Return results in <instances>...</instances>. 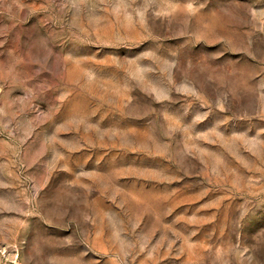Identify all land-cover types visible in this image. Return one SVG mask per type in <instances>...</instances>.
Wrapping results in <instances>:
<instances>
[{
  "label": "rangeland",
  "instance_id": "rangeland-1",
  "mask_svg": "<svg viewBox=\"0 0 264 264\" xmlns=\"http://www.w3.org/2000/svg\"><path fill=\"white\" fill-rule=\"evenodd\" d=\"M0 264H264V0H0Z\"/></svg>",
  "mask_w": 264,
  "mask_h": 264
}]
</instances>
